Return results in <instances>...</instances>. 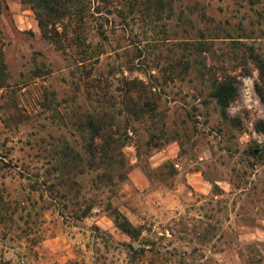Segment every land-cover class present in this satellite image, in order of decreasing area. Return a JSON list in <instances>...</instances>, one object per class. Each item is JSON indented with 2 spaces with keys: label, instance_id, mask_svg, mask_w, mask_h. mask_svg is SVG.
I'll use <instances>...</instances> for the list:
<instances>
[{
  "label": "rangeland",
  "instance_id": "obj_1",
  "mask_svg": "<svg viewBox=\"0 0 264 264\" xmlns=\"http://www.w3.org/2000/svg\"><path fill=\"white\" fill-rule=\"evenodd\" d=\"M93 7L102 13L80 41L73 26L59 50L30 8L0 0V264H264L260 75L249 60L233 62L232 41L212 31L227 27L238 53L248 57L246 44L264 57V0H166L159 14L143 1L135 10L130 0ZM223 68L237 80L235 127L212 97ZM100 75L112 93L124 77L143 82L161 116L134 125L139 143L129 131L125 181L72 175L65 199L47 155L58 141L83 144L76 123ZM111 208L143 227L139 240L115 225Z\"/></svg>",
  "mask_w": 264,
  "mask_h": 264
},
{
  "label": "trees",
  "instance_id": "obj_2",
  "mask_svg": "<svg viewBox=\"0 0 264 264\" xmlns=\"http://www.w3.org/2000/svg\"><path fill=\"white\" fill-rule=\"evenodd\" d=\"M22 4L30 8L36 17L38 27L42 37L54 44L59 50L63 48V38H68L69 31L76 26V38L80 41V35L85 28L90 25L91 18L95 13H102L97 7L94 8L96 0H20ZM103 5H109L110 0H97ZM143 1L146 11L150 6L156 14L162 13L164 7L162 3L166 0H130V4L138 7V3ZM133 10V11H134ZM229 26V25H228ZM227 27L217 26L212 31L225 35L232 41V49L236 51L232 59L233 62H239L241 66L246 65L247 61H251L259 71L261 82L255 84V89L264 104V57L259 54L254 46L241 44L245 49L248 57L242 56L237 52L238 44L234 43L235 38ZM211 31V32H212ZM100 38L105 36L103 29H97ZM218 36V35H213ZM206 49L205 52H210ZM81 67L78 63V68ZM206 69V66H204ZM202 76H205L203 73ZM7 82L6 66L4 65L3 52L0 49V89L4 88ZM104 82L107 81L98 76L92 85L95 92L87 90V98L90 109L84 117L78 119L76 123L77 133L84 141L81 146L72 145L68 141H58L51 144L48 158L53 166L52 170L57 173L58 177L53 184L54 188H62L64 190L63 198H68L69 191L67 189L68 178L72 175L79 176L86 171L96 174L97 179L101 182L106 181L110 186L115 185V179L121 182L126 180L121 172L126 166L123 149L134 142L129 135V131L133 132L136 137L140 136V128L135 124L146 123L152 120L156 125V120L161 115L156 114L157 99L150 94L146 85L138 81V79H128L124 77L118 82V86L114 89V93L110 92L109 86L105 87ZM239 96L237 80L229 74L225 68L222 69V77L213 79L212 97L219 107L221 117L232 126H237L238 119H232L228 113L229 108L237 100ZM49 103L44 108H51ZM161 129H165V123L161 125ZM258 134L264 135V120H259L255 125ZM162 136H167L162 133ZM170 139L167 141L169 142ZM137 144V140H136ZM139 148V146H138ZM249 154L255 156L253 149L249 150ZM88 169V170H87ZM51 170L48 172V178L52 177ZM95 182V181H94ZM115 225L127 236L132 239H140L143 233V227H135L130 220L124 216L119 210L110 209ZM90 209L83 211L82 216L87 218ZM132 249V247H131ZM153 251V249H149ZM148 251L145 249L138 250V255L143 257Z\"/></svg>",
  "mask_w": 264,
  "mask_h": 264
}]
</instances>
